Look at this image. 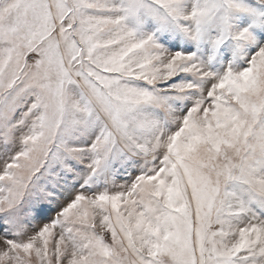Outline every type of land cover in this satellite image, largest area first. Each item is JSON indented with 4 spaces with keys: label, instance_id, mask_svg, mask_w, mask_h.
<instances>
[{
    "label": "snow or ice",
    "instance_id": "6c2138e0",
    "mask_svg": "<svg viewBox=\"0 0 264 264\" xmlns=\"http://www.w3.org/2000/svg\"><path fill=\"white\" fill-rule=\"evenodd\" d=\"M0 264H264V0H0Z\"/></svg>",
    "mask_w": 264,
    "mask_h": 264
}]
</instances>
